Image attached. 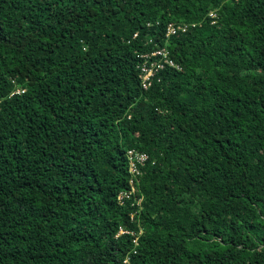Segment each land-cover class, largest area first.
<instances>
[{
    "label": "trees",
    "instance_id": "1",
    "mask_svg": "<svg viewBox=\"0 0 264 264\" xmlns=\"http://www.w3.org/2000/svg\"><path fill=\"white\" fill-rule=\"evenodd\" d=\"M0 264H264V0H0Z\"/></svg>",
    "mask_w": 264,
    "mask_h": 264
},
{
    "label": "clouds",
    "instance_id": "2",
    "mask_svg": "<svg viewBox=\"0 0 264 264\" xmlns=\"http://www.w3.org/2000/svg\"><path fill=\"white\" fill-rule=\"evenodd\" d=\"M211 17H217V12L216 11H212L210 13ZM195 23H192L191 26H195ZM187 30V26L185 24H180V23H175V22H170L167 27H166V37H171L176 35L179 32H185ZM154 57H158L154 59L155 64L151 67L152 73L153 75H155L156 73V67L159 68V65L162 66H166V64L168 65H175V61L173 60V58L170 57V51L167 49V47L165 46H159V44L156 46V48L153 50V52L150 54ZM145 74V72L143 73V75ZM152 75V76H153ZM149 85V84H148ZM17 92H20V90H18ZM130 151H134L135 153H139V154H145L148 158L147 160H145L143 163H137L136 167H137V171L133 172L131 170V160L129 158V152ZM128 156V161H129V171L132 175L138 176L141 174V169L140 167H142L148 160H149V155L146 152H140L136 149H131L128 151L127 153ZM130 184H131V189L130 190H125V191H121L118 194V200L120 204H124L126 202V199H130L133 194L136 191V187L134 184V179L130 178ZM127 232L123 229H121L120 233H124ZM136 241V240H135Z\"/></svg>",
    "mask_w": 264,
    "mask_h": 264
},
{
    "label": "built area",
    "instance_id": "3",
    "mask_svg": "<svg viewBox=\"0 0 264 264\" xmlns=\"http://www.w3.org/2000/svg\"><path fill=\"white\" fill-rule=\"evenodd\" d=\"M158 67L162 68L163 66L159 65ZM143 70L145 72L144 74L145 80H149L150 77L153 75L152 70L149 69L148 67H145ZM147 86H148V83L145 82L144 87L146 88ZM129 158L131 160V170L133 172H136L137 171L136 164L143 163L145 160H147L148 157L145 154H139V153H135L134 151H130Z\"/></svg>",
    "mask_w": 264,
    "mask_h": 264
}]
</instances>
